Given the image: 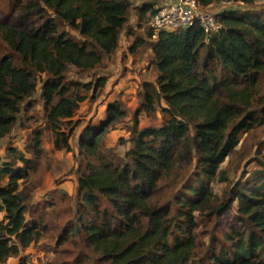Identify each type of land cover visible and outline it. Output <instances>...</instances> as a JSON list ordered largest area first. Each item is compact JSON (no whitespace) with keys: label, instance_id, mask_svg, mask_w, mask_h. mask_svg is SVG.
Segmentation results:
<instances>
[{"label":"trees","instance_id":"16d2710c","mask_svg":"<svg viewBox=\"0 0 264 264\" xmlns=\"http://www.w3.org/2000/svg\"><path fill=\"white\" fill-rule=\"evenodd\" d=\"M158 1L14 0L11 18L0 17V139L16 124L25 127L26 114L40 100L55 149L72 152L69 139L79 122L71 118L81 102L101 93L108 73L99 68L118 48L122 31L129 53L151 50L156 71L154 82L140 86L123 156L104 146L106 133L127 117L118 101L82 129L77 154L72 152L79 158L72 170L74 196L55 192L31 203L32 188L25 187L43 154L41 129H32L25 142L31 158L6 148L10 160L0 164V264L10 257L28 264L21 251L43 238L56 247L70 239L95 264H264V139L251 158L257 172L227 186L221 197L211 188L228 181L218 167L240 135L264 124V18L260 11L223 9L215 16L220 27L209 34L198 23L154 31L149 23ZM197 1L208 8L264 0ZM90 71L94 79L81 81ZM157 111L158 126H139L140 113L152 118ZM16 161L22 166L14 168ZM234 202L235 222L220 237L215 225L207 228L209 245L195 256V215L217 220Z\"/></svg>","mask_w":264,"mask_h":264},{"label":"crops","instance_id":"0c3cea01","mask_svg":"<svg viewBox=\"0 0 264 264\" xmlns=\"http://www.w3.org/2000/svg\"><path fill=\"white\" fill-rule=\"evenodd\" d=\"M166 1L170 0H160L156 4L155 7L165 3ZM139 3L138 5L142 4L143 1H136ZM234 4L235 6L238 5L236 8L239 10H244V8L249 6H243L237 3H213L208 6V9L212 6L221 8L225 7L226 5ZM221 11V10H219ZM121 36V35H120ZM122 45V48H119ZM128 46L126 42V38L124 35L121 36L118 42V48L116 49L115 53L113 54L114 59L110 58V61L107 63V66L104 68V71L108 73L106 83L102 88L100 94L96 95L94 99L90 97L87 98L85 101L79 104V107L75 113V115L71 118V120L79 121V129L75 134V139L78 138L79 134L81 133L82 129L87 124H94L100 121L105 115V108L106 106L113 101H118L126 110L127 117L117 123L113 129L109 130L106 138L113 135L116 139H124L125 142L119 144V152L115 153L118 156H123L124 152L126 151L127 147L129 146V128L131 126V116L133 110L139 103V91L142 82L149 81L154 82L156 78V71L154 67L150 64V60L152 58V53L149 48H138L134 53L128 52ZM144 51V54L142 52ZM111 56V55H110ZM107 58L106 60H108ZM105 60V61H106ZM39 100V99H37ZM39 115L41 116L42 120L44 121V111L42 107V102L39 100L36 104ZM29 113V112H28ZM25 120L26 125L25 127L18 125V129L16 132L11 133L6 136L5 138L0 139V164L3 162H9V158L6 156V148L12 147L15 148L17 151H21L24 153V157L26 159L31 158V155L24 150L26 138H24L23 133L26 132L29 126H37L36 124H31L28 122L29 115ZM153 121H151V117L146 116L145 113H140L138 115L139 126H158L161 122V114L157 111L155 117H153ZM30 123V124H29ZM44 125V123H43ZM77 126V127H78ZM76 127V128H77ZM29 130V129H28ZM53 136V135H52ZM21 138V139H20ZM71 141L72 138H71ZM119 141V140H118ZM76 142V141H75ZM51 145V144H50ZM49 145V146H50ZM52 140V146H53ZM48 146V147H49ZM73 147V146H71ZM106 148L110 146L105 144ZM41 148L44 151H47L48 148L45 147V143L41 144ZM54 148V147H52ZM74 150V155L77 154V147L72 148ZM72 152H64L63 149L56 151L55 156L56 159L53 163V166L49 169V173L47 179H49V183L43 186V182L39 185L38 183L33 184L31 189V203L36 204L42 200H46L50 198L55 192L59 194H65L68 196H74L77 182L75 175L73 173V168L76 166V161ZM22 166V163L16 161L14 163V168H19ZM8 179V175L4 177V181L6 182ZM32 180V176L29 175L28 182L30 183ZM42 186V187H41ZM3 213H0V219H2ZM47 238H43L39 240L36 244H31L30 247L25 248L21 251V256H27L28 253L35 254V257L40 256L43 251L38 250L39 245H45V241ZM51 244L50 242H46V245ZM44 253V252H43ZM32 255L30 254V257ZM12 259V260H11ZM18 261L17 257H10L4 264H17V262L11 261Z\"/></svg>","mask_w":264,"mask_h":264},{"label":"rangeland","instance_id":"374dc122","mask_svg":"<svg viewBox=\"0 0 264 264\" xmlns=\"http://www.w3.org/2000/svg\"><path fill=\"white\" fill-rule=\"evenodd\" d=\"M138 4L139 3L135 2V6H137ZM13 6H14V0H0V17L4 19L11 18V15L13 14L12 13ZM237 6L238 5L235 6L234 4H230V5H226L225 7L221 8V6L216 7L214 5L210 7V9L208 10L213 12L217 18V16L220 14L219 10H223V9L238 10L236 8ZM262 9H264V1L256 3L252 6L246 7L245 11L247 10L256 11V12L260 11L259 12L260 15L264 18V11H261ZM134 13H135V10H132L130 13L129 22L131 25L135 24V17L133 16ZM59 30L68 33L72 38H78L77 33L74 30H71L66 25L59 24ZM120 35L121 36L124 35V31H122ZM126 42L127 44H129L128 41ZM119 48H122V45H120ZM2 53H4V49L0 46V56L2 55ZM113 54H111V56L108 57L109 58L108 60L106 61L104 60L100 68L99 67L98 68L104 71V68L107 66V63L110 61V58L112 60L114 59ZM142 54H144V51L142 52ZM84 74H85L84 77L80 79L81 81H89V80L94 79V76L92 75L93 71L85 72ZM68 76L70 78L76 77L73 70L69 71ZM38 111L39 110L36 105L29 110L28 122H30L31 124H36L37 126L35 127L29 126L26 132L23 133V135L25 138V137H28L32 129L34 128L41 129L43 131V135L41 139L42 144L45 143V147L48 149L47 151L43 152L41 157L38 160H36V162L34 163V166H32L31 169L29 170L30 176H32V180L30 183L29 182L27 183L25 187L26 189L27 188L31 189L33 187V184L35 183H38L39 185L41 182H43V186L49 183L50 180L47 179L49 169H51L50 166L52 167L53 163L56 160V159H53V158H56L54 157L56 151L60 150V149H55L54 145L52 146L53 136L50 132L45 130L44 125H43L44 121L42 120ZM153 119L154 118L152 117L150 120L153 121ZM17 129H18V124L14 126L13 133L16 132ZM78 129H79V126L75 128L73 131V134L71 136L73 141H71V138L69 139L70 147L73 146L71 148L75 147V144H76L75 141L77 139V138L75 139V134L78 131ZM108 132L106 133V135L108 134ZM106 135L104 138V146L105 144L110 146L108 149H112L114 153L115 151L119 152V150L121 149L118 146L121 143L118 140L120 139H116V137H114L113 135L106 138ZM262 139H264V124L260 126H256L253 129H251L249 132L242 133L240 135L239 142L237 146L235 147V149L226 157L224 162L221 163L220 166L218 167L221 170L222 169L226 170L228 181L226 183H218L217 181L211 183L212 192L215 196L221 197L227 186L230 187L235 183L242 182L249 174L257 172L258 167L251 160V158L254 156L256 144H258V142ZM117 142L119 144H117ZM74 150L72 149V152H74ZM63 151L66 153L69 152L66 149H63ZM78 162H79V158L77 159L76 164ZM193 166L194 165H192V167ZM2 183L5 184L6 182L3 180ZM179 188L180 186L176 187V189L172 192L171 196H173L179 190ZM164 191L166 194L168 193L167 189H165ZM59 204L63 205L64 203L62 202ZM236 207H237V202H234L233 207L230 209V211L225 213L223 216H221L217 220L208 221V219L205 218L204 216H200L199 214L195 215L196 221L198 223V229L196 231H197V235L199 239L198 241L199 246L195 250V256L200 257L202 255V252H204V250L207 248V245H209L207 228H211L212 226L215 225L214 228L216 230L217 236L220 237L219 232L221 230H224L229 224H231V222L233 223L235 222ZM50 241H53V240L47 239L45 241V245L43 244L39 245L38 250L44 252V253L42 252L40 256L35 257V254L28 253L29 255L26 256L28 264H92V263L95 264V262H90L88 258L85 259L82 254L83 249L80 247L76 249V247H74L73 241L71 243L70 239L69 241H64L59 247H56L53 244L55 241L54 242H50ZM46 242H50L51 244L47 243L46 245ZM30 254L32 255L31 257H30ZM11 262L18 263L17 260L16 261L14 260Z\"/></svg>","mask_w":264,"mask_h":264},{"label":"built area","instance_id":"2783aa9c","mask_svg":"<svg viewBox=\"0 0 264 264\" xmlns=\"http://www.w3.org/2000/svg\"><path fill=\"white\" fill-rule=\"evenodd\" d=\"M155 8L149 23L154 31L182 30L198 23L204 33L209 34L220 27L215 14L200 7L197 0H170Z\"/></svg>","mask_w":264,"mask_h":264}]
</instances>
